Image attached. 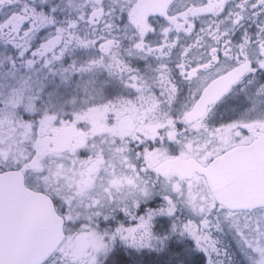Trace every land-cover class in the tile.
Segmentation results:
<instances>
[{
  "label": "snow or ice",
  "instance_id": "6c2138e0",
  "mask_svg": "<svg viewBox=\"0 0 264 264\" xmlns=\"http://www.w3.org/2000/svg\"><path fill=\"white\" fill-rule=\"evenodd\" d=\"M0 264H264V0H0Z\"/></svg>",
  "mask_w": 264,
  "mask_h": 264
}]
</instances>
